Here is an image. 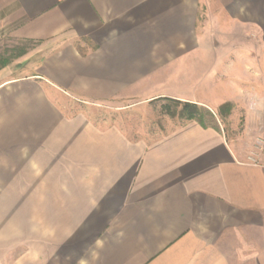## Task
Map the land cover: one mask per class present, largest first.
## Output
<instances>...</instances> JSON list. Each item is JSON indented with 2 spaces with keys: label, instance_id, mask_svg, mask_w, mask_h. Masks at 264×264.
<instances>
[{
  "label": "crops",
  "instance_id": "1",
  "mask_svg": "<svg viewBox=\"0 0 264 264\" xmlns=\"http://www.w3.org/2000/svg\"><path fill=\"white\" fill-rule=\"evenodd\" d=\"M5 36L44 52L31 71L0 66V177L44 172L28 176L27 225H0V264H264V167L247 160L264 131V0H0ZM197 54L235 84L237 144L193 120L133 131L67 112L68 97L132 90L122 112L159 98L214 107L170 92Z\"/></svg>",
  "mask_w": 264,
  "mask_h": 264
},
{
  "label": "rangeland",
  "instance_id": "2",
  "mask_svg": "<svg viewBox=\"0 0 264 264\" xmlns=\"http://www.w3.org/2000/svg\"><path fill=\"white\" fill-rule=\"evenodd\" d=\"M214 38L217 37L214 36ZM214 40V45L219 43L216 39ZM77 44L79 46L78 50L80 53H84L85 50L87 51L91 46V44L87 42H77ZM236 44L241 46L237 42H229L228 47H226L227 50L234 48V45ZM246 44L248 45L249 43ZM220 49L224 51V48ZM220 49L215 50L220 51ZM239 50L241 49L239 48ZM43 52L44 46L41 42L17 40L6 36L0 38V63L2 60L7 59L9 63L17 62L25 68V70L31 71V69L37 67L41 63L43 59ZM195 60L197 61L196 64L193 66L191 65L189 68V79L180 80L176 78L173 84L178 86V89L170 92L179 93L186 97H193L196 100L203 102H215V100L220 99L219 104L214 107L203 106L214 115V119L211 121H209V118L206 115L204 118L209 126L213 125L217 129L221 130L229 143H239V138L242 137L246 124L244 110L241 106H239L238 100L237 102L230 100L226 101L227 98H232L233 96L238 95V93H235V84H232V82H228V80L225 79V75L223 74L224 71L220 67L217 68V74L216 72H213L210 75H206L205 73H207V67L204 65L203 57L197 54ZM181 77L186 78V74L181 75ZM172 82L173 81L168 82L166 80L162 85H171L170 83ZM185 83L187 84L184 85ZM131 92V96L126 95V99L129 98L130 100L119 99L109 101L107 103H96L91 99H83L84 101L82 102L68 97L67 112L69 113V116L83 114L85 118L93 121L94 125L97 124L101 126L117 123V125L122 128L126 126L131 128L133 131H138L143 128L150 132H155L158 129L165 130L171 123L175 124L179 120H185L178 117L177 113L180 106L171 104V107L176 111V115L174 116L166 114L162 110L163 105H166L167 103L163 100L164 98L148 102L143 106L134 107L135 111L122 112L118 109L119 104H125L132 101L134 102V100L139 98V95L135 93L136 91L132 90ZM150 93L151 91L148 92V94ZM219 110L222 111L221 114H219ZM43 172L44 171L42 170H22L20 171L21 177L16 180L9 174V171H3V179L0 177L1 226L11 225L13 219L18 221L17 223L20 226L27 225L26 214L28 210V203L25 199L29 189L34 188L33 186H29L28 176L40 178L43 177ZM1 180H3V183ZM16 182H18V185ZM19 212H21V215L23 216L13 218V215Z\"/></svg>",
  "mask_w": 264,
  "mask_h": 264
},
{
  "label": "trees",
  "instance_id": "3",
  "mask_svg": "<svg viewBox=\"0 0 264 264\" xmlns=\"http://www.w3.org/2000/svg\"><path fill=\"white\" fill-rule=\"evenodd\" d=\"M8 63L7 59H4L1 61L0 66H4ZM167 103L166 105H163L162 110L171 116L176 115L175 109L171 107L172 105L180 106V109L178 111V117L185 120H195L197 121L201 126L207 127L209 124H207V121L205 120L204 116H208L209 121L214 119V115L207 109H205L203 106H199L194 103L190 102H183L175 99L170 98H164ZM222 111L219 110V114H221ZM214 127L213 125H211Z\"/></svg>",
  "mask_w": 264,
  "mask_h": 264
},
{
  "label": "built area",
  "instance_id": "4",
  "mask_svg": "<svg viewBox=\"0 0 264 264\" xmlns=\"http://www.w3.org/2000/svg\"><path fill=\"white\" fill-rule=\"evenodd\" d=\"M247 160L251 165L264 167V131L255 137Z\"/></svg>",
  "mask_w": 264,
  "mask_h": 264
}]
</instances>
